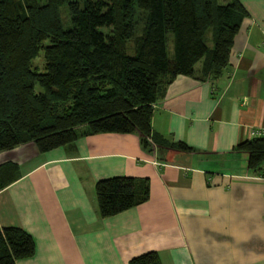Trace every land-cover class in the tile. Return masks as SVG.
Segmentation results:
<instances>
[{
	"label": "crops",
	"instance_id": "crops-1",
	"mask_svg": "<svg viewBox=\"0 0 264 264\" xmlns=\"http://www.w3.org/2000/svg\"><path fill=\"white\" fill-rule=\"evenodd\" d=\"M237 1L246 17L221 76H177L153 106L151 134L188 151L143 146L133 132L0 153L13 178L0 190V227L35 247L15 264H127L149 251L160 264H264V169L248 172L233 150L264 127V0ZM118 176L144 180L147 198L101 218L94 185Z\"/></svg>",
	"mask_w": 264,
	"mask_h": 264
},
{
	"label": "trees",
	"instance_id": "trees-1",
	"mask_svg": "<svg viewBox=\"0 0 264 264\" xmlns=\"http://www.w3.org/2000/svg\"><path fill=\"white\" fill-rule=\"evenodd\" d=\"M245 17L237 0H0V153L29 143L45 153L85 135L133 132L143 146L188 151L151 134L153 106L177 76L199 83L220 77ZM38 57L41 71L32 66ZM233 150L246 155L248 172L261 175L264 139ZM10 171H0V190L13 181ZM147 194L146 182L130 177L94 185L101 218ZM34 250L23 230L0 227V264ZM127 264L160 263L149 251Z\"/></svg>",
	"mask_w": 264,
	"mask_h": 264
},
{
	"label": "rangeland",
	"instance_id": "rangeland-1",
	"mask_svg": "<svg viewBox=\"0 0 264 264\" xmlns=\"http://www.w3.org/2000/svg\"><path fill=\"white\" fill-rule=\"evenodd\" d=\"M60 13H61V19H62L63 23H65L66 18H65V14H64L65 13L64 8H61ZM172 53H173L172 41H171V37H168L167 38V54L169 55V57H171ZM32 66H35L37 69H39L41 71L42 59L40 57L36 58L33 61ZM245 157H246V155L244 153H241L238 158H239V160H241V159H245Z\"/></svg>",
	"mask_w": 264,
	"mask_h": 264
},
{
	"label": "built area",
	"instance_id": "built-area-1",
	"mask_svg": "<svg viewBox=\"0 0 264 264\" xmlns=\"http://www.w3.org/2000/svg\"><path fill=\"white\" fill-rule=\"evenodd\" d=\"M249 138L250 139H255V138L264 139V127L250 130Z\"/></svg>",
	"mask_w": 264,
	"mask_h": 264
}]
</instances>
